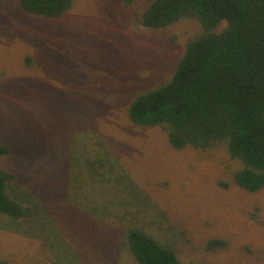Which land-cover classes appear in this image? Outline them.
<instances>
[{
	"label": "rangeland",
	"instance_id": "1",
	"mask_svg": "<svg viewBox=\"0 0 264 264\" xmlns=\"http://www.w3.org/2000/svg\"><path fill=\"white\" fill-rule=\"evenodd\" d=\"M151 1L78 0L47 19L0 0V142L32 208L0 211V260L137 264L125 234L141 228L184 264H264V189L232 183L224 152L177 150L128 116L185 49V25H143ZM217 237L228 247L209 250Z\"/></svg>",
	"mask_w": 264,
	"mask_h": 264
},
{
	"label": "trees",
	"instance_id": "2",
	"mask_svg": "<svg viewBox=\"0 0 264 264\" xmlns=\"http://www.w3.org/2000/svg\"><path fill=\"white\" fill-rule=\"evenodd\" d=\"M77 1L18 3L30 15L56 19ZM133 1L125 0L126 5ZM141 21L154 30L185 25V49L167 83L131 100V121L159 128L177 150L224 152L232 183L248 192L263 190L264 0H152ZM9 154L0 142V211L20 219L32 208L13 194L17 174L5 164ZM125 238L137 264H184L173 247L141 228L130 229ZM228 244L227 239L212 238L208 249Z\"/></svg>",
	"mask_w": 264,
	"mask_h": 264
}]
</instances>
